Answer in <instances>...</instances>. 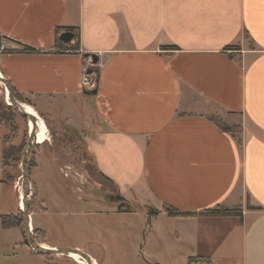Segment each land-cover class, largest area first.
I'll use <instances>...</instances> for the list:
<instances>
[{"label":"crops","instance_id":"obj_1","mask_svg":"<svg viewBox=\"0 0 264 264\" xmlns=\"http://www.w3.org/2000/svg\"><path fill=\"white\" fill-rule=\"evenodd\" d=\"M63 32L76 38L58 46ZM0 44L23 104L78 114L97 172L190 260L264 264V0H0ZM83 54L99 59L94 96ZM19 232L9 257L47 264Z\"/></svg>","mask_w":264,"mask_h":264},{"label":"rangeland","instance_id":"obj_2","mask_svg":"<svg viewBox=\"0 0 264 264\" xmlns=\"http://www.w3.org/2000/svg\"><path fill=\"white\" fill-rule=\"evenodd\" d=\"M85 98L92 101L95 97ZM7 102L0 83V113ZM6 115L9 121L4 122L10 123L0 125V156L9 146L23 145V149L18 164L5 165L0 158V179L11 182L0 184V215L13 213L16 199L19 210L20 164L30 128L28 120L13 110ZM41 115L38 117L47 134L32 148L28 158V211L29 217L33 213L34 227L40 229L34 233L32 227L37 243L45 239L57 245L52 248L77 249L96 264H201L190 260L194 257L186 248L175 246L167 220L155 218L148 223L146 208L139 203L117 202L118 190L97 172L87 152L78 114H70L66 122L64 108L54 105L49 116ZM39 127L37 123V135ZM19 230L28 243L24 227ZM19 230H0V264H24L19 256L9 257L18 252ZM47 260V264H78L65 255H52Z\"/></svg>","mask_w":264,"mask_h":264},{"label":"water","instance_id":"obj_3","mask_svg":"<svg viewBox=\"0 0 264 264\" xmlns=\"http://www.w3.org/2000/svg\"><path fill=\"white\" fill-rule=\"evenodd\" d=\"M74 39V34L72 32H63L58 36V40L63 44H68ZM83 58L90 61L91 67L87 68V74L95 75V86L91 90L83 89V94L87 96H94L97 93V74L98 70L95 66L98 64V57L94 54H83ZM0 83L4 87V91L6 92V98L9 101L8 106L12 108V110L20 117L27 119L32 123V128L29 130L28 139L26 142L25 151L23 153L21 159V191H22V208L19 210L22 213V221L24 231L26 233L28 245L30 249L38 255L41 256H52V255H65L76 254L85 264H95L94 261L89 257V255L80 252L77 249H66V248H48L38 244L32 233V228L30 225V217H29V197H30V183H29V155L31 153L32 148L37 145L35 136H36V128H37V120L36 118L25 112L22 107V103H18L12 96V92L7 81L0 75Z\"/></svg>","mask_w":264,"mask_h":264},{"label":"trees","instance_id":"obj_4","mask_svg":"<svg viewBox=\"0 0 264 264\" xmlns=\"http://www.w3.org/2000/svg\"><path fill=\"white\" fill-rule=\"evenodd\" d=\"M59 33V32H58ZM74 38H76V36L74 35ZM56 44L58 46H60L62 43L58 40H56ZM76 49V48H75ZM229 50H237L236 47H229L227 48ZM27 51H31V50H27ZM11 92H12V96L13 98L18 102V103H25V100H23V98L18 95L14 90L13 88H11ZM12 111V108L10 106H3V112L0 113V125L3 124V123H7L9 124L10 122H4L8 119H6V112H11ZM9 121V120H8ZM217 126L218 128L224 132V133H233V132H237L238 131V127L237 126H229V125H226L224 123H217ZM22 149H23V145L21 146H18V147H15V146H9L5 149H3L2 153H1V160L3 162V164H7L9 162H13V163H17L19 162V156L20 154L22 153ZM3 182L7 183V184H11L10 181L6 180V179H2ZM117 200V202H120L122 203L123 200L121 197L117 196L115 198ZM21 213V212H20ZM22 214V213H21ZM0 227L2 230H8V229H11V228H18V229H23V221L21 219V217L19 216V210H17V214L15 216H11V215H1L0 216ZM34 233H36V231H34ZM25 245L28 246V243L24 242ZM32 251V250H31ZM33 252V251H32ZM35 253V252H33ZM46 260V262H49V260H47L48 257L50 256H43Z\"/></svg>","mask_w":264,"mask_h":264},{"label":"bare ground","instance_id":"obj_5","mask_svg":"<svg viewBox=\"0 0 264 264\" xmlns=\"http://www.w3.org/2000/svg\"><path fill=\"white\" fill-rule=\"evenodd\" d=\"M7 104H9V103L7 102ZM24 105L25 104H22V107L25 110V112H27L28 114L33 115L36 118L37 123L40 126L39 127L38 135L36 133V136H35V140H36V143H37L38 141H40L47 134V128H46L44 122L38 117V115L33 110H31L29 107L24 106ZM28 125H30V128L28 129V130H30L32 128V123L30 121H28ZM17 191H18V194H19V201H20L19 202V208H22V203H21V200H22V191H21V188L18 189ZM67 257L73 258L74 261H76V262H78L80 264H85L76 254H73V253L72 254H69Z\"/></svg>","mask_w":264,"mask_h":264},{"label":"built area","instance_id":"obj_6","mask_svg":"<svg viewBox=\"0 0 264 264\" xmlns=\"http://www.w3.org/2000/svg\"><path fill=\"white\" fill-rule=\"evenodd\" d=\"M3 51H5V47H4L3 44H0V53L3 52ZM87 68L83 72V76H82V79H81V86H82L83 89L91 90L95 86V79L96 78H95V75L93 73L92 74H87L86 73Z\"/></svg>","mask_w":264,"mask_h":264},{"label":"flooded vegetation","instance_id":"obj_7","mask_svg":"<svg viewBox=\"0 0 264 264\" xmlns=\"http://www.w3.org/2000/svg\"><path fill=\"white\" fill-rule=\"evenodd\" d=\"M46 141V140H45ZM69 258V257H68ZM78 263V262H77ZM78 264H80V263H78ZM96 264V263H95Z\"/></svg>","mask_w":264,"mask_h":264}]
</instances>
